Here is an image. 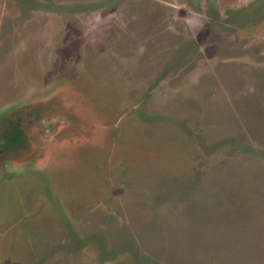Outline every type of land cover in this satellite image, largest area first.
Segmentation results:
<instances>
[{"label":"rangeland","instance_id":"obj_1","mask_svg":"<svg viewBox=\"0 0 264 264\" xmlns=\"http://www.w3.org/2000/svg\"><path fill=\"white\" fill-rule=\"evenodd\" d=\"M0 264H264V0H0Z\"/></svg>","mask_w":264,"mask_h":264}]
</instances>
